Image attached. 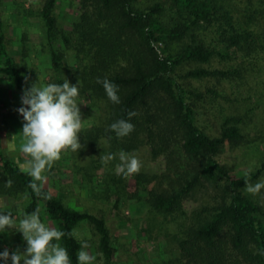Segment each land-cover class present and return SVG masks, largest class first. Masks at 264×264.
<instances>
[{
    "label": "trees",
    "instance_id": "1",
    "mask_svg": "<svg viewBox=\"0 0 264 264\" xmlns=\"http://www.w3.org/2000/svg\"><path fill=\"white\" fill-rule=\"evenodd\" d=\"M55 4L46 0L40 12L52 83H78V97L87 99V108L102 109L93 128L80 132L84 147L76 153L86 154L87 163L77 166L76 173L93 181L100 173L106 179L103 194L115 195V206L127 197L145 202L147 217L153 219L186 218L184 202L203 187L218 190L219 202L206 216L197 214L175 239L176 259L165 264H264V207L243 190L245 181L253 184L264 175V158L242 176L229 173L218 157L226 145L243 141L242 117H223L216 135L202 120L208 102L220 96L205 84L232 85L250 71L233 66L239 55H264V0H80L69 33L57 26ZM67 51L79 62L74 71L65 64ZM0 67L21 96L32 86L7 50L1 20ZM98 78L118 85L121 103L108 99ZM129 111L138 113L130 121L135 130L117 137L110 125L127 120ZM142 147L149 148L152 160L162 157L165 170L133 175L136 188L129 194L127 178L116 171L118 154ZM108 154L115 158L105 165L101 157ZM8 180L11 187L6 186ZM30 182L27 169L0 150V196L20 197L23 215L39 209L42 222L46 219L64 231L60 243L72 264H77L82 246L76 229L83 224L98 237L101 264H114L117 251L104 218L71 207L49 187H43V193L50 199L38 197Z\"/></svg>",
    "mask_w": 264,
    "mask_h": 264
},
{
    "label": "rangeland",
    "instance_id": "2",
    "mask_svg": "<svg viewBox=\"0 0 264 264\" xmlns=\"http://www.w3.org/2000/svg\"><path fill=\"white\" fill-rule=\"evenodd\" d=\"M45 1L0 0V20L7 50L20 62L27 80L32 84L36 83L37 86H46L53 82L52 72L49 69L50 48L40 16ZM154 1L168 0H142L143 4ZM80 8V0H56L53 15L60 31L70 32L71 24ZM62 47L60 46L61 51L65 52ZM239 56L238 60L232 62L233 66L247 67L250 71L246 72L242 79L234 80L232 85L226 82L205 84L218 90L220 96L213 101L214 103L208 102L202 120L204 127L210 130L211 134L216 135L223 117H242L243 141L238 146L226 145L218 157L219 162L229 173L242 176L248 171L255 170L264 158V55H256L255 59L252 55L248 59ZM64 60L71 71L79 66V62L69 51L65 53ZM21 97L9 82L6 71L0 67V150L5 157L11 158L27 169L25 162L28 157L20 151V144L24 139L21 133L24 121L17 111L22 106ZM77 103L84 119L82 130L93 128L100 118L102 109L89 110L88 101L84 97H77ZM129 153L141 161L142 167L139 173L153 175L164 172L163 158L152 160L148 147ZM86 160V154L80 157L71 150L63 152L61 159L45 173L47 180L43 187H49L53 193L64 198L71 207L87 210L105 219L117 251L114 264L173 262L178 253L175 239L191 226L197 214L200 218L206 216L205 212L220 200V192L206 186L184 202L186 218L178 215L175 221L170 218L165 220L162 217L153 219V216L147 217L148 207L145 202L127 197L115 206L116 196L103 194L106 179L100 173L95 182L87 177L81 178V175L76 173L77 166L85 165ZM132 179L133 175L126 179V191L129 194L136 188L131 183ZM262 180L264 175L258 179V181ZM245 194L264 207V190L258 195ZM22 204L23 201L18 196H0V212L4 214L11 212L16 220V226L0 232L1 252L4 249H8L10 253L17 249L21 252L26 249V241L18 231L19 220L23 217ZM44 223L52 226L46 219ZM76 235L81 245H86L85 250L96 257L94 264H101L97 258L98 237L92 228L88 224H83L76 229ZM0 264L5 262L0 260ZM7 264H11V260Z\"/></svg>",
    "mask_w": 264,
    "mask_h": 264
},
{
    "label": "clouds",
    "instance_id": "3",
    "mask_svg": "<svg viewBox=\"0 0 264 264\" xmlns=\"http://www.w3.org/2000/svg\"><path fill=\"white\" fill-rule=\"evenodd\" d=\"M27 79V78H26ZM98 83L103 85L108 99L114 103H121L118 95L119 87L107 78ZM77 84H70L65 79L62 84L50 83L46 86H37L33 83L23 91L22 106L17 109L23 117L20 151L28 157L25 162L27 174L31 177L29 187L36 196L50 199V195L43 193V185L47 180L45 173L53 164L59 161L62 153L68 150L78 152L84 147L80 142L79 133L83 127L82 113L77 103L79 88ZM135 111L128 112V119H119L110 125V130L117 137H125L135 130L131 119L137 116ZM113 154L101 157L103 164L114 159ZM120 163L116 165L117 174L125 178L138 174L142 167L141 161L134 155L124 151L119 152ZM6 186L11 187L8 180ZM244 192L258 195L264 190V180L255 184L245 181ZM16 226V220L11 212H0V232ZM18 231L26 241V249L21 252L17 249L11 252L4 249L0 252V260L5 264H72L68 250L60 243L65 233L54 226L42 222L39 209L31 213H24L19 220ZM82 245L77 252V264H94L96 257L90 255Z\"/></svg>",
    "mask_w": 264,
    "mask_h": 264
}]
</instances>
